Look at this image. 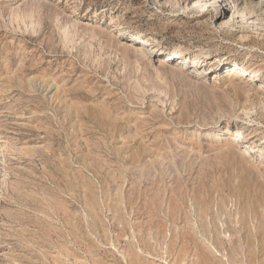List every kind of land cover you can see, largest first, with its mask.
<instances>
[{
	"label": "rangeland",
	"instance_id": "rangeland-1",
	"mask_svg": "<svg viewBox=\"0 0 264 264\" xmlns=\"http://www.w3.org/2000/svg\"><path fill=\"white\" fill-rule=\"evenodd\" d=\"M0 264H264V0H0Z\"/></svg>",
	"mask_w": 264,
	"mask_h": 264
},
{
	"label": "bare ground",
	"instance_id": "bare-ground-1",
	"mask_svg": "<svg viewBox=\"0 0 264 264\" xmlns=\"http://www.w3.org/2000/svg\"><path fill=\"white\" fill-rule=\"evenodd\" d=\"M223 1V0H222ZM196 4H198V1L196 2V3H194V7L196 6ZM199 6H201V5H199ZM201 8H203V7H199V10L201 9ZM248 8V7H247ZM251 8V7H250ZM235 15H238V16H240V17H243L244 18V16H247V15H254V18H256V19H258V17H261L262 15H259L258 13H257V11H248L247 13H244V12H241V11H237L236 10V13L235 12H232L231 14H230V20L229 21H232V22H234L235 21ZM239 18V17H238ZM236 19H237V17H236ZM228 21V22H229ZM119 24H121L120 23V21H119V19H116V18H113L112 20H111V22H110V26H114V27H116L117 25H119ZM132 25H134V26H136V27H139V26H141V24H132ZM13 29V28H12ZM138 28H135V30H137ZM15 30V29H14ZM215 61H220V60H217V59H215ZM223 67H225V71L227 72V73H229V74H231V75H234L235 77H237V78H244V77H249L250 78V75L248 74L247 75V72H245V71H243L240 67H238L236 64H228V65H222ZM176 67H178V68H180V69H182L183 67H179V66H176ZM251 79V78H250ZM250 79H248V82L250 81ZM224 133L225 134H228L229 133V129H225V131H224ZM239 137V135H238V133H236L235 135H234V139H236V138H238ZM242 155H246V152H243L242 153Z\"/></svg>",
	"mask_w": 264,
	"mask_h": 264
}]
</instances>
